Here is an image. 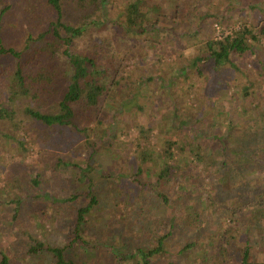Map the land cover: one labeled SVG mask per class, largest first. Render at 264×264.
Wrapping results in <instances>:
<instances>
[{
    "label": "trees",
    "instance_id": "obj_1",
    "mask_svg": "<svg viewBox=\"0 0 264 264\" xmlns=\"http://www.w3.org/2000/svg\"><path fill=\"white\" fill-rule=\"evenodd\" d=\"M251 1L238 7L241 0H0V144L16 145L21 156L33 144L55 151L54 169L73 190L65 199L46 198L76 208L67 247L95 252L83 239L91 212L101 204L109 214V201L148 211L144 192L155 193L165 206L169 198L194 195L215 207L218 196L227 194L223 223L234 216L239 226H264V0ZM113 8L119 10L115 18ZM36 12L43 26L34 31L27 25L33 26ZM4 25L11 30L3 32ZM27 131L33 137L28 141ZM129 131L137 132L135 139ZM80 139L86 143L78 144ZM133 146L128 162L124 147ZM86 149L88 159H70ZM96 161L103 169L115 167L102 178L108 184L96 180ZM27 170L10 176L31 181L39 193L42 174ZM166 184L172 197L161 192ZM10 205L16 221L22 198ZM130 215L121 239L129 240L125 231L136 223L144 234L153 231L155 240L149 248L133 247L127 259L173 264L157 257L169 251L176 217L166 231ZM200 229L184 253L197 245ZM251 232L244 234L248 244ZM62 244L24 234L18 248L25 258L47 253L51 264H76ZM108 247L116 258L123 254ZM3 248L0 264H13L12 249ZM238 254L240 264H264L253 259L249 245Z\"/></svg>",
    "mask_w": 264,
    "mask_h": 264
},
{
    "label": "rangeland",
    "instance_id": "obj_2",
    "mask_svg": "<svg viewBox=\"0 0 264 264\" xmlns=\"http://www.w3.org/2000/svg\"><path fill=\"white\" fill-rule=\"evenodd\" d=\"M249 2L252 1L249 0ZM246 5L245 0H241L239 4H236L238 7H244ZM68 12H72L74 16L76 14L75 10H72V8H69ZM36 13L39 17L34 19L33 26H31L32 24L27 25L30 29L34 28V31L41 29L43 26V21H41L42 13ZM118 13L119 10L113 8L110 12V17L115 18ZM10 30L9 26L6 27L4 25L3 32H9ZM110 37L111 36L108 35V39H111ZM19 39L22 42L25 36L21 35ZM113 45L115 46V42H113ZM103 122L105 124L107 123L105 120H103L102 123ZM104 123L100 126V129L104 128ZM27 133L25 135L26 141L33 138L31 133ZM20 135H23L22 132ZM128 135H130V139H135L137 132L129 131ZM92 139L93 136H91L90 141H92ZM83 143H86L84 139H80L78 142V144ZM124 150V157L130 162V160H132L131 153L134 152L135 147L133 146L132 149L124 147ZM98 152L102 155H108L107 152L102 151V148ZM54 153L55 151L50 148H40L33 144L31 145L29 153L21 156L18 154L16 145L14 149L8 142L0 144V156L4 159L0 160V246L12 249L13 264H51V257L47 253L32 258L24 257L23 251L18 248L19 238L24 234H36L37 237H40L42 242H52V244L56 246H60V244L63 243L62 247H64V252L65 250L68 251V259L75 261L76 264H140V260L137 259L139 256H136L133 260H128V254L135 252L136 249L133 247H151L155 237L153 236V231H151L150 234H144V230L139 229L138 225L135 223L131 227L133 230L128 228L125 231L127 234H131L129 240H122L121 233L128 227V222L126 221V219L129 218L128 213L135 218L134 221L140 218L154 222L155 224H152V229L154 230L157 224H161L162 229L166 231L169 230L170 218L176 217V232L174 233V237L167 241L169 243V251L167 254L158 255L157 257L162 263L240 264L238 253L244 245H249L252 251V257L255 261L264 262V226L258 224L255 225V228H250L246 222L239 226L234 216L229 220L227 219L226 222H222L223 217L221 216V210L224 209V204L229 203L230 195L227 196V194L218 196L215 201L216 203L214 202L215 207H213V204L211 206L209 203H206V198L204 196L199 199L198 196L194 195H183L181 201H175L169 198V202L165 206L159 201L156 202L158 199L154 196L155 193L150 194V192H144L143 196L146 197L144 205L147 206L146 210L148 211L141 213L138 207H134L136 205L133 202H130L131 206L127 207L123 201H118L116 205L113 201H109L107 202L111 206V212L109 214L105 213V209L99 204L96 211L93 210L91 215L87 217L90 221L83 228V239L86 242H90L96 248L95 252L92 253L89 249L85 252L84 249L86 247H79L78 244H75L74 248L73 246L70 248L67 247L72 237L71 229L73 225H71V221L75 215L76 208L73 205H55L53 199L46 197L49 194V197L53 196L58 200L62 198L65 199L72 194L73 185L65 181L62 176H59L58 169H54ZM88 156V149H86L82 156L76 153L70 156V159L74 161L76 159L85 160L88 159ZM99 158L100 156H98V159ZM14 161H23V164L20 167H14ZM99 164V161L93 164V168L96 170L99 169L98 175L95 177H97L96 180L98 182L105 183V180L102 179L106 173L105 171L107 170L108 173H111L115 170V167L111 168L107 166L103 169ZM34 165L35 167H33ZM26 168L29 169L27 173L31 174V176L35 177L38 172L42 174L40 179H42L45 184L41 185V189L38 188L40 191L39 193L34 190L31 181L17 183L13 180V177L10 176L12 172L21 175V169ZM119 168L117 172L120 171ZM202 175H204L205 178L209 177L207 172H203ZM106 183L108 184V182ZM123 185L127 186V188L131 187V185L126 182H123ZM162 187L161 192L166 190L168 196L172 197L171 188L167 184ZM189 189L196 190L194 187H189ZM135 193L136 195L139 194L136 190ZM30 196L36 198L30 199ZM151 197L155 198V202L152 201ZM18 198H22V210L19 213L18 220L14 221L12 219L14 207L10 205V202ZM85 201L88 200L85 199ZM87 203L84 205H87ZM107 203L106 209H110L107 208ZM38 215H40L39 219L37 218ZM199 217L201 219H198ZM160 219H164V221H160ZM2 224L3 226L1 227ZM221 224H223L222 226H224L225 231L221 230ZM198 228H201V232L198 235L197 245L194 249L189 250L188 253H184L182 250L183 247L187 244H192L190 237L193 236L195 232H198ZM250 229L252 232L246 235L251 239L248 244V240L246 241L244 239V234H247ZM16 237L17 243L13 240V238ZM108 246L119 247L123 251V254L116 258L115 251ZM198 250L200 251L199 254L196 253ZM221 253H223L222 256H220ZM120 257H124V259L119 260Z\"/></svg>",
    "mask_w": 264,
    "mask_h": 264
}]
</instances>
